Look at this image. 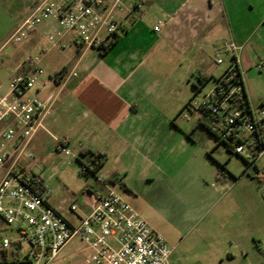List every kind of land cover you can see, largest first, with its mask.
<instances>
[{
	"label": "crops",
	"instance_id": "0c3cea01",
	"mask_svg": "<svg viewBox=\"0 0 264 264\" xmlns=\"http://www.w3.org/2000/svg\"><path fill=\"white\" fill-rule=\"evenodd\" d=\"M40 1L29 0L24 13ZM249 12L258 17L245 27L242 16ZM116 17L123 29L105 53L84 48L71 34L63 39L62 47L43 45L45 25L31 34L29 44L38 50L46 70L37 86L38 96L51 107L45 129L31 143L34 152L43 156L47 138L55 146L52 135L67 137L76 151L106 156L97 173L109 159L124 160L127 165L126 160L141 159L144 173H158L173 157L178 143L173 119L176 107L170 96L180 94L178 88L186 80L194 87L200 78L201 85L211 79L214 84L226 67L216 62L219 52L231 39L244 45L239 67L249 104L257 107L264 102V92L257 93L247 76L248 68H258L264 58V0H126L124 11ZM70 72L76 75L66 78ZM59 74L65 78L57 79ZM200 112L211 120L209 114ZM180 142L190 144L183 137ZM263 159L259 170L264 168ZM208 206L207 230L216 245L222 244V248L216 247L215 260L224 264L239 254L248 258L242 240L245 236L255 239L259 229L252 222L244 228L243 219L236 214L242 201L216 200ZM137 211L157 231L150 217ZM255 246L263 250L259 240Z\"/></svg>",
	"mask_w": 264,
	"mask_h": 264
},
{
	"label": "built area",
	"instance_id": "2783aa9c",
	"mask_svg": "<svg viewBox=\"0 0 264 264\" xmlns=\"http://www.w3.org/2000/svg\"><path fill=\"white\" fill-rule=\"evenodd\" d=\"M125 1L41 0L12 39L21 42L45 25L43 36L50 48L62 47L63 39L71 34L84 48L102 49L123 29L116 14L124 11ZM243 49L244 45L234 39L225 42L228 65L200 100L192 99L191 106L209 114L211 130L219 141L242 156L247 169L255 168L260 174L257 166L264 156V102L252 107L247 99L239 67ZM41 59L40 54L27 55L18 67L20 73L10 79L9 89L3 93L0 87V218L8 226L17 224L19 232L15 240L0 239V264L9 263L8 250L16 254L25 243L27 261L50 264L76 237L90 250L88 264H169L173 248L112 187L106 186L102 194L91 193L84 215L77 213L76 204H72L70 212L76 220L50 202L44 178L29 165L34 157L31 143L45 129L51 109L38 96L37 86L44 74ZM216 62L223 64L225 60L218 57ZM257 67L264 68V58ZM70 75L76 72L66 74V78ZM56 78H65V74ZM52 137L56 151L78 161L80 151L67 137ZM89 169L91 163L82 161L81 171Z\"/></svg>",
	"mask_w": 264,
	"mask_h": 264
},
{
	"label": "rangeland",
	"instance_id": "374dc122",
	"mask_svg": "<svg viewBox=\"0 0 264 264\" xmlns=\"http://www.w3.org/2000/svg\"><path fill=\"white\" fill-rule=\"evenodd\" d=\"M28 2L0 0V86L3 93L9 89L10 79L20 73L18 67L25 57L39 54L30 46V37L21 42L12 39L17 27L32 11L24 13ZM257 17L256 12L246 13L242 16V23L245 27L250 26ZM41 41L46 45L44 37ZM250 55L255 53L250 52ZM219 57L227 66L230 57L224 51L219 52ZM247 76L257 93H263L264 68H248ZM197 85L200 89L186 80L178 88L180 94L170 96V103L176 107L173 119L175 141L178 143L173 157L158 173H144L141 159L126 160L130 165L124 160L116 163L109 159L96 175L83 176L81 162L56 151L52 138L46 139L43 156L31 149L34 157L29 162L34 172L44 178L52 203L73 220L76 219L70 212L72 204H76L77 213L84 215L88 211L86 203L91 193H105V184H110L137 210L150 217L151 225L173 248L169 264H222L215 260L216 247L222 248V244L216 245L207 230L210 219L208 205L211 201L228 202L237 198L242 201V209L236 213L238 218L243 219L245 229L250 227L249 222L257 225L258 238L245 236L242 240L249 252L248 258L239 254L236 260L224 264H264V168L260 167V174L255 168L247 169L242 156L219 142L211 130V120L188 105L191 97L200 100L203 93L213 86V80L203 85L198 81ZM175 90L173 88L174 93ZM182 137L187 138L190 144L181 143ZM91 166L94 167L93 164ZM17 228V224L8 226L0 218V239H17ZM256 240L263 245L262 251L255 246ZM26 251V243L16 254L8 250V264H32L24 257ZM89 252L86 243L76 237L50 264H88Z\"/></svg>",
	"mask_w": 264,
	"mask_h": 264
},
{
	"label": "trees",
	"instance_id": "16d2710c",
	"mask_svg": "<svg viewBox=\"0 0 264 264\" xmlns=\"http://www.w3.org/2000/svg\"><path fill=\"white\" fill-rule=\"evenodd\" d=\"M119 37L120 36L117 35V37H116V39L114 41H112L110 44H108L104 48L100 49L101 52L102 53L107 52L112 47V45L115 43V41L119 39ZM200 81H203L202 78H200ZM204 81H207V79H205ZM195 87H196V89H200L197 86H195ZM191 101H192V99L188 102V105H191ZM229 150H231V149L229 148ZM102 156L103 155L100 154V153H93V152H90V151H87V150H85V151L81 150L80 153H79V157L80 158H78V161L82 162L84 159H87V162H90L91 165L93 164V166H94L92 169H89L86 172L81 171V175H83V176L96 175L98 170L102 167L104 161L106 160V159L105 160H101L100 158Z\"/></svg>",
	"mask_w": 264,
	"mask_h": 264
},
{
	"label": "water",
	"instance_id": "95a60500",
	"mask_svg": "<svg viewBox=\"0 0 264 264\" xmlns=\"http://www.w3.org/2000/svg\"><path fill=\"white\" fill-rule=\"evenodd\" d=\"M263 201H264V197H263Z\"/></svg>",
	"mask_w": 264,
	"mask_h": 264
}]
</instances>
